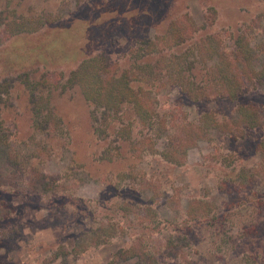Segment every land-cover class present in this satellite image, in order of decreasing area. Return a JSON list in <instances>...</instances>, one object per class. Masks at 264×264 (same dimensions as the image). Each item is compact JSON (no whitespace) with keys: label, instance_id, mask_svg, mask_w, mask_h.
<instances>
[{"label":"rangeland","instance_id":"obj_1","mask_svg":"<svg viewBox=\"0 0 264 264\" xmlns=\"http://www.w3.org/2000/svg\"><path fill=\"white\" fill-rule=\"evenodd\" d=\"M1 10L54 18L0 43V81L13 79L0 102V132L20 161L0 178V264H264L256 150L264 123L243 136L212 131L185 141L183 160L177 145V125L199 123L207 110L222 121L250 101L264 116V88L244 78L237 99H194L181 87L185 63L167 56L188 45L198 53L193 43L208 35L225 52L241 33L255 43L264 32V0H0ZM182 17L198 28L169 47L161 34ZM100 52L117 72L153 63L128 73L143 78L134 85L143 84L135 92L144 103L157 99L146 120L129 103L110 110L103 136L81 86L66 84L70 70ZM24 72L47 77L35 97ZM43 97L51 113L40 129L33 105ZM170 140L176 161L165 158ZM33 171L46 177L33 184Z\"/></svg>","mask_w":264,"mask_h":264},{"label":"trees","instance_id":"obj_2","mask_svg":"<svg viewBox=\"0 0 264 264\" xmlns=\"http://www.w3.org/2000/svg\"><path fill=\"white\" fill-rule=\"evenodd\" d=\"M52 18L54 16L47 15L46 18L39 22L36 19L31 20L16 15L13 11L4 12L1 10L0 43L9 38L13 33L36 30L44 22L52 21ZM195 24L190 17L188 23L183 21V17L174 19L170 21L169 28L161 34V37L169 44V47L180 45L188 39L187 36L184 37V34L193 33L198 28ZM146 40L149 41V39ZM201 43H203V46H201ZM193 45H197L199 49H197L198 53H195L194 47H189L188 45L184 46L182 51L176 52L171 50L172 53L167 54V56H174L175 54L179 58L178 61L180 63H185V65H181L180 74L184 78L180 81L182 82V89L190 97L200 99L218 95L228 99H237L245 91V88H243L244 82L242 81L244 78L246 81L248 80L246 82L248 85H252L251 88H256L259 84L264 88V32L255 43H251L250 39L246 38L243 33L238 34L235 45L230 49L231 52H225L220 47L218 38L213 35L205 36L196 41V44L193 43ZM200 50L201 52L199 53ZM199 54L201 57L198 56ZM160 57H163V55ZM141 65L137 64L131 70V67H129L117 72V69L111 68L109 55L100 52L84 59L77 67L69 71L66 84L68 83L69 86L79 84L83 89L85 99L93 105L92 119L96 123L95 130L100 136L106 134V127L109 123L105 115L110 110L116 109L121 103H129L141 120L151 118V112H154L156 103L153 109L151 105L153 102H157V99L149 102L146 100L144 103L138 94L139 91L135 92L137 88L142 89L143 84L135 83L136 85H134V80H141L143 78L131 77L128 73L129 70L142 72V67L147 66L149 68L153 63L151 65L147 63ZM198 70L201 72V76L196 75ZM23 77L24 82L30 88V94L33 96L36 90L47 86L45 73L38 80L31 79L27 72L23 73ZM10 78H4L0 81V102L3 101L4 94L8 92L12 85L13 79L12 77ZM141 82L145 83L143 80ZM217 90L219 91L218 94H216ZM43 99H36L37 105H33L34 125L40 129L42 123L46 124L44 121H46L47 116L51 113L48 98L43 97ZM95 109H99V114ZM102 110L104 116L101 119L100 113ZM99 120L101 122H98ZM188 123L190 124H187V126L177 125L179 126V142L182 143V145L177 144L180 146L178 147L179 150H181L180 160L184 159L186 152L184 149L185 141L186 145L190 141L194 143L197 138H207L212 131L220 133L229 132L235 137L243 136L249 129L263 127L264 116L256 104L250 101H242L236 106L233 115L227 119L221 121L214 116L212 111L207 110L200 117L199 123L193 121H189ZM150 126L153 128V123ZM159 128L162 127L159 126ZM161 133L162 130L160 129L159 136ZM174 143V140H170V153L165 157L168 161H176L175 150L171 148ZM256 150L261 157L257 172L261 178H264V137L256 141ZM19 167L20 161L16 152L12 149L7 135H3L0 132V178L4 172H15ZM243 172H245L244 168L238 169L239 175H243ZM32 174L29 177H34L30 179L33 184L46 177L44 172L33 171ZM43 182L44 185L48 183L47 180ZM168 241L170 244H175L174 249L179 247V244L173 243L171 238ZM172 252L176 254L178 251L172 250Z\"/></svg>","mask_w":264,"mask_h":264}]
</instances>
